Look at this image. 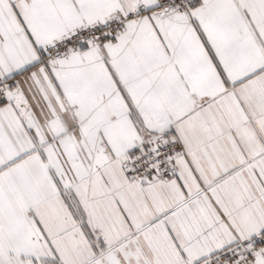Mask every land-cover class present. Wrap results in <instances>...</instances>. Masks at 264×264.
<instances>
[{"label":"snow or ice","instance_id":"6c2138e0","mask_svg":"<svg viewBox=\"0 0 264 264\" xmlns=\"http://www.w3.org/2000/svg\"><path fill=\"white\" fill-rule=\"evenodd\" d=\"M0 264H264V0H0Z\"/></svg>","mask_w":264,"mask_h":264}]
</instances>
